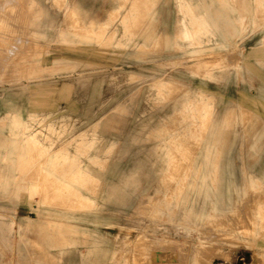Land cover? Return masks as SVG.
I'll return each mask as SVG.
<instances>
[{
	"label": "crops",
	"instance_id": "0c3cea01",
	"mask_svg": "<svg viewBox=\"0 0 264 264\" xmlns=\"http://www.w3.org/2000/svg\"><path fill=\"white\" fill-rule=\"evenodd\" d=\"M90 1L24 0L15 15L0 17V23L7 30V34L0 32V79L8 74H18L10 83V87L16 89L14 94L28 91V84L35 79L33 70L46 69L31 65L42 61L44 47L54 44L100 46L106 42L113 47L125 48L122 51L102 49V52L126 53L140 68L151 71L148 74H126L130 80L150 85L146 98L150 110L154 108L153 102L158 106L163 105L168 86L178 85L182 93L179 98L173 99L171 111L165 116L155 117L144 109L136 117L134 125L141 127V131L131 135L129 140L133 143H154L149 156L155 157V160H136L127 168H112L110 164L112 158L122 151L120 145L126 140L119 136L107 139L98 132L103 125L115 129L119 121L115 120L114 115L129 112L126 102H117L110 113L109 110L105 111V103L99 106L92 122L91 119L87 121L91 124V130L79 134L70 130L74 126L70 116L50 120L53 113H34L45 122L44 126H40L41 132L47 134L50 130L56 133L55 163L63 168L59 167L56 173L49 176L56 181L66 182L68 187L63 190L56 188V191L47 187L40 191L34 205L38 221L26 218L25 223L18 224L13 220L18 226L13 233L21 234L24 229L39 232L46 244L45 257L43 261L33 264H51L48 260L57 258L54 252L63 256L72 250L80 253L78 246L81 242L76 239L80 234L83 236L82 243L87 245V253H80L82 261L132 264L133 249L128 246L132 230L138 232V240L141 236H152L153 241H160L155 237L160 232V221L171 223L168 229L184 238L197 235L194 232L197 230L192 228L196 220L201 227L209 219L216 224L232 222V228L236 229L234 214L241 209V199L249 190L264 185V163L249 166L244 161L248 156L263 158L264 154L255 151L246 154L243 151L246 132L240 126L244 125L241 119L244 107L240 99L233 95L236 92L246 97L244 93L253 88L251 85L250 89L242 86L248 81L247 75L251 73L253 62L264 68V58L256 57L264 48V18L257 15L260 11L251 7L235 8L233 0H176L177 17L174 18V25H170L164 19L165 3L151 0V5L144 9V18L150 24L144 23L140 33L133 34L130 21L141 15L140 7L135 5L137 2L111 0L114 6L108 8L105 3L97 4L99 0ZM258 1L264 6V0ZM32 2L40 11L39 19L33 12ZM16 5L14 0H7V7ZM49 7L58 8L63 18L57 20ZM151 25H156L154 32H149ZM170 26H174V31L169 29ZM161 27L166 51L152 53L149 45L159 36L156 30ZM256 35H260V39L247 51L245 41ZM50 52L46 50L45 53ZM54 62L53 73L47 79L84 80L85 72L76 71V65H65L61 59H54ZM196 68L205 72L201 74ZM172 71H176L177 76L171 74ZM186 75L190 78L184 79ZM23 77L30 78L28 84L22 81ZM196 79L200 82H196ZM257 91L254 97L264 101V85ZM62 110L58 107L55 109L56 112ZM7 112L9 119L13 114L27 120L30 114L25 115L24 110L20 115L19 110L9 109ZM263 140L264 129L254 137L252 148L264 150V145H260ZM105 141L108 146L102 149L100 144ZM234 156L242 160L239 167L232 160ZM55 159L41 164L54 165ZM107 174L119 176V180L107 182ZM49 176L46 179L43 176L40 184L48 182ZM143 177H147L148 183L143 182ZM88 182H91L90 185ZM6 197L24 198L27 202L31 200V189L24 186L23 189L9 190ZM53 197L67 198L63 207H70L69 211L93 212V220H108L120 226L122 232L113 234L111 244L106 246L96 238L98 233L95 230L76 224V221L86 218L77 217L71 212L59 213L57 208L62 206L60 201L52 206L44 200ZM84 203L93 204V208L84 209ZM109 205L117 208H107ZM74 206L78 209H73ZM126 208L135 209L134 214L126 211ZM122 217L123 222L120 221ZM11 235L8 234L7 240L10 248ZM0 254L3 251L0 250ZM193 258L194 254L190 264ZM0 264H3L2 259Z\"/></svg>",
	"mask_w": 264,
	"mask_h": 264
},
{
	"label": "rangeland",
	"instance_id": "374dc122",
	"mask_svg": "<svg viewBox=\"0 0 264 264\" xmlns=\"http://www.w3.org/2000/svg\"><path fill=\"white\" fill-rule=\"evenodd\" d=\"M160 1L165 3V22L174 25V18L177 17L176 0ZM133 2H137L136 5L140 7L139 13L141 15L130 21L132 25L130 30L133 34H139L144 23L150 24L144 18L146 16L144 9L151 5V0H133ZM143 2H148V4L146 5ZM232 2L233 7L238 9L248 7L258 9L260 11L257 13L258 17L264 18V6L259 4L260 1L233 0ZM6 3L7 0H0L1 18L7 17V15H15L22 7L24 0H14V4L17 5L11 7H7ZM100 3H105L108 8L114 6L111 0H99L97 4ZM49 8L57 20L63 18L58 8ZM34 9L36 11L34 10L33 12L39 19L40 11L36 8V4ZM153 26H149V32L155 31L156 25ZM5 27L0 23V32L3 34H7ZM169 29L174 31V26H170ZM156 31L159 36L152 40V45H149L152 53L155 51H166L165 40L161 37L162 27ZM260 37V35H256L246 40L244 44L246 50L250 51L251 47L256 44ZM12 39L14 40L15 38ZM124 48L122 46L113 47L110 45V42L103 43L100 46H63L54 44L50 47H44L45 52L46 50H50L51 52H44L42 54V61L31 64L32 66H44L46 69L39 68L33 70L35 79L31 80H34L32 83L28 84L30 80L29 76L22 78V81L28 84V91L26 93L16 95L14 94L16 89L10 87V83L14 82L18 74H8L6 77H2L3 79H0V250L3 251V254H0V259L3 260V264H33L36 261L44 260L46 244L39 235V232L24 229L21 234L19 232L13 233L15 229H18L15 222L23 224L26 218L38 221L39 217L34 205L35 198L39 199L36 196L39 195L40 191L45 190L47 187L53 188L55 191L56 188L63 190L68 187L66 182L56 181L55 178H50L49 176L52 173H56L59 167L60 169L63 168L61 165L57 166L55 163L56 133L50 132V130L47 134L41 132L40 126H44L45 122L43 123V120L37 118L35 114L44 115L53 113L54 115L50 120H55L61 116H70L72 125H74L70 130L73 133L79 134L91 130L89 124L92 122L94 114H97L99 106L105 103L107 105L105 111L109 110L108 113H110L117 102H126L129 106V112L122 115H114L115 120L119 121V124L114 126L115 129L108 125H103L98 129V132L107 139L119 136L122 140H126V143L120 145L122 151L110 161L111 167L119 166L127 168L136 160H155V157L149 156V154L151 155L150 152L154 143H133L129 140L131 135L141 131V127L134 125V121L137 116L141 115L144 109H147L148 114L151 113L152 116H165L171 111L173 99L179 98L182 91L178 90V85L168 86L169 88L164 92L165 100L163 101V105L158 106L157 103L153 102L154 108L150 110V106L146 102L147 91L150 85L148 83L141 84L138 80H130L126 74L129 72L148 74L151 71L140 68L133 58H130L132 56L126 53L113 54L102 52V49L122 51ZM256 57L264 58V48H261L260 53H257ZM54 59L63 60L61 63L65 65H76V71L85 72L84 80L77 82V78L47 79L53 73ZM251 65V73L247 75L248 81L246 84H242V86L250 89L249 85H251L253 88L244 93L246 97H241L236 92H233V95L240 99V103L244 107V111L241 114L244 125L240 126V129L246 132L244 133L246 141L243 145V151L246 154L253 153V151L258 153L263 152L264 154V150L261 151L259 147L252 148L255 144L254 137L257 136L259 131L264 129V101L254 97L258 92L257 89L264 85V68L255 62ZM146 66L150 65L147 64ZM195 70L201 74L205 72L203 69ZM65 72L63 71L62 73ZM114 74L116 77H111ZM171 74L177 76L176 71H172ZM183 78L189 79L190 77L186 75ZM195 81L200 82L199 79ZM57 107L63 108V110L56 112L55 109ZM9 109L19 110V115L23 110L25 115L30 114L27 120L23 119L22 116L17 118L13 114H11V118L9 119L7 112ZM88 120L90 122H87ZM260 145H264V140ZM107 146V141L100 144L102 149H105ZM127 151L129 153L124 154ZM52 159H55L53 161L54 165L41 164V162L45 164L47 161L51 162ZM232 160L236 163V166L239 167L241 165L242 160L236 156ZM244 161L249 166H253L255 163H264V157L248 156L244 158ZM39 176L41 178L49 176V181L41 185V178ZM105 179L107 182L111 180L117 181L119 180V176L107 174ZM143 182L145 184L148 183L147 177H143ZM90 183L88 182L87 184L90 185ZM24 186L31 189V200L26 199L30 201L26 202L24 198L6 197L9 190L23 189ZM44 200L49 201V205L52 206L56 205L57 201H60L62 206L59 205L57 208L59 213L65 214L71 212L77 217L86 218L85 220L76 221V224L80 227L95 230L98 233L96 238L102 240L106 246L111 244L113 234L122 232L120 226L113 225L108 220L102 222L93 220V212L69 211L70 207H63L66 205L65 201L67 198L57 199L53 197ZM83 205L84 209L89 210L93 208V204L90 203H84ZM107 208L116 209L117 207L109 205ZM73 209H78V207L74 206ZM263 209L264 185L249 190L247 195L241 199V209L234 214V219L237 221L235 225L236 229L232 228V222H228L227 225L216 224L209 219L201 227L196 220L192 224V228L197 230L194 231L197 235L193 234L188 238H184L168 229L167 226L171 223L160 221V232H157L155 236L160 238V241H153L154 238L152 236L148 238L141 236L138 240V232L132 230L129 234L130 241H128V246L133 249L132 264H190L193 254L194 260L191 264H264ZM126 211L134 214L135 209L126 208ZM105 216L107 217V215ZM121 220L123 222V217L120 218ZM8 234H12V248L7 246ZM148 235L150 234L148 233ZM171 238L175 241L171 240ZM76 239H79L81 242L78 246L80 253L86 254L87 245L82 243L83 236L81 234L77 235ZM80 253L77 250H72L63 256L54 252L57 258L51 257L48 261L51 264H93V262L82 261ZM58 258L61 260H58Z\"/></svg>",
	"mask_w": 264,
	"mask_h": 264
},
{
	"label": "bare ground",
	"instance_id": "6f19581e",
	"mask_svg": "<svg viewBox=\"0 0 264 264\" xmlns=\"http://www.w3.org/2000/svg\"><path fill=\"white\" fill-rule=\"evenodd\" d=\"M33 1V0H32ZM53 1H55V0H53ZM58 1V0H57ZM31 3V2H30ZM74 5V4H73ZM135 5H136V3H135ZM32 9H33V11L35 10L36 11V9H34V7H35V2H32ZM72 6V5H71ZM62 7V6H61ZM74 7V6H73ZM133 7V6H132ZM135 7V6H134ZM36 8H38L37 6H36ZM72 8V7H71ZM70 8V9H71ZM259 11V10H258ZM70 12H71V10H70ZM131 12V11H130ZM70 14V13H69ZM128 14V13H127ZM71 15V14H70ZM75 19V18H74ZM260 20V19H259ZM125 22V21H124ZM123 22V23H124ZM124 25V24H123ZM2 29V28H1ZM87 29V28H86ZM73 32V31H72ZM197 33H198V31H197ZM189 35V34H188ZM187 36V35H186ZM194 38V37H193ZM194 43V42H193ZM1 45V44H0ZM12 55V54H11ZM208 57V56H207ZM198 59V58H197ZM204 60V59H203ZM204 62V61H203ZM196 65V64H195ZM204 67H205V64H204ZM195 68V67H194ZM197 69V68H196ZM27 72V71H26ZM31 75V74H30ZM194 110V109H193ZM186 116V115H185ZM14 120V119H13ZM175 122V121H174ZM205 122V121H204ZM208 128V127H207ZM208 130V129H207ZM206 130V131H207ZM171 132V131H170ZM185 134V133H184ZM192 135V134H191ZM182 137H183V135H182ZM30 138V137H29ZM171 138V137H170ZM26 140V139H25ZM183 140V139H182ZM191 140V139H190ZM189 142V141H188ZM66 152V151H65ZM39 157V156H38ZM172 157V156H171ZM180 157V156H179ZM31 158V157H30ZM35 158V157H34ZM42 159V158H41ZM190 165V164H189ZM183 167V166H182ZM38 168V167H37ZM182 170V169H181ZM28 171V170H27ZM183 171V170H182ZM171 174V173H170ZM189 174V173H188ZM29 175V174H28ZM36 175V174H35ZM43 175V174H42ZM40 177V176H39ZM41 178V177H40ZM48 178V177H47ZM33 179V178H32ZM37 179V178H36ZM174 179V178H173ZM1 180V179H0ZM16 180V179H15ZM49 180V179H48ZM179 188V187H178ZM40 191V190H39ZM171 192V191H170ZM45 193V192H44ZM252 193V192H251ZM43 194V193H42ZM54 195V194H53ZM253 199V198H252ZM256 206V205H255ZM245 207V206H244ZM264 210V209H263ZM242 214H243V212H242ZM264 215V214H263ZM264 217V216H263ZM238 218V217H237ZM261 219V218H260ZM227 220V219H226ZM228 220H230V219H228ZM263 220V219H262ZM249 221V220H248ZM239 223H240V219H239ZM262 223H263V221H262ZM213 225V224H212ZM225 225V224H224ZM241 225V224H240ZM244 226V225H243ZM221 227V226H220ZM226 227V226H225ZM257 227V226H256ZM211 228V227H210ZM255 228V227H254ZM258 230V229H257ZM263 230V229H262ZM204 234V233H203ZM206 234V233H205ZM251 237V236H250ZM253 264V263H252Z\"/></svg>",
	"mask_w": 264,
	"mask_h": 264
}]
</instances>
